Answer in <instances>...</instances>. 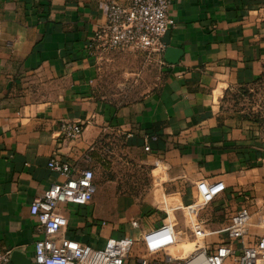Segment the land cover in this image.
I'll use <instances>...</instances> for the list:
<instances>
[{
  "label": "crops",
  "instance_id": "crops-1",
  "mask_svg": "<svg viewBox=\"0 0 264 264\" xmlns=\"http://www.w3.org/2000/svg\"><path fill=\"white\" fill-rule=\"evenodd\" d=\"M108 2L0 0V250L35 264L44 232L30 207L65 180L50 161L94 170L85 156L107 132L122 136L134 158L162 166L167 188L184 206L197 197L202 180L224 182L227 190L200 219L215 231L248 206L249 230L235 246L252 245L264 235V104L257 98L264 79V0H174L176 25L163 41L183 55L169 64L164 52L159 83L126 102L98 97L102 66L116 56L127 63L146 56L91 48ZM65 122L83 124L78 140L61 135ZM93 202L65 207L69 225L62 235L102 247L110 237H138L163 221L133 212L130 221L142 218L148 228L123 235L111 224L100 226L108 213Z\"/></svg>",
  "mask_w": 264,
  "mask_h": 264
},
{
  "label": "built area",
  "instance_id": "built-area-1",
  "mask_svg": "<svg viewBox=\"0 0 264 264\" xmlns=\"http://www.w3.org/2000/svg\"><path fill=\"white\" fill-rule=\"evenodd\" d=\"M174 0H109L105 24L98 28L91 40V48L102 53L122 52L143 54L148 60L163 62L166 34L175 27L176 22L170 12ZM257 98L264 104V80L257 85ZM256 119V116H253ZM61 135L69 140H78L84 131L82 123L65 122L61 125ZM150 140L156 141L157 137ZM145 150L152 148L147 142ZM91 161L90 154L85 156ZM49 167L65 178L53 183L45 194L36 198L30 213L43 229L44 237L35 244V264H264V235L255 243L238 250L236 243L248 233L251 211L245 206L235 211L222 228L210 231L200 219V213L211 205L227 187L224 182L202 180L198 184V194L187 206H178L184 212L186 227L195 241V249L186 256H176L171 249L179 242V222L168 217L162 224L138 237H110L102 247L82 243L62 235L68 227L65 207L86 206L94 199L98 187L95 171L53 158ZM264 223V219L262 220ZM106 222H100L106 227ZM133 229H139L138 220L131 222ZM212 236L219 240L210 241ZM141 247L142 250L138 248ZM137 255L132 258V254ZM12 252L0 250V264L10 261Z\"/></svg>",
  "mask_w": 264,
  "mask_h": 264
},
{
  "label": "rangeland",
  "instance_id": "rangeland-1",
  "mask_svg": "<svg viewBox=\"0 0 264 264\" xmlns=\"http://www.w3.org/2000/svg\"><path fill=\"white\" fill-rule=\"evenodd\" d=\"M116 57L105 61L102 66L97 86L99 98L121 102L141 98L142 94L154 88L161 80V69L157 60L140 58L136 63H127ZM125 144L122 136L107 132L94 143L93 150L90 149L98 187L92 203L97 199L108 213L98 222L117 227L120 234L130 231L133 235L148 228L145 220L140 218V228L131 230L129 223L133 212L139 215L144 213L149 221L155 223L166 219L170 214L172 219L176 218L179 222L180 231L179 242L176 248H172V252L178 250L186 255L190 254L195 249V241L186 227L184 212L177 210L178 206H184L182 201L167 188L169 178L166 172L162 166L149 165L143 158H134ZM144 152L151 153L145 148ZM191 245V251L188 252V246ZM137 251L132 254V258L138 254Z\"/></svg>",
  "mask_w": 264,
  "mask_h": 264
},
{
  "label": "water",
  "instance_id": "water-1",
  "mask_svg": "<svg viewBox=\"0 0 264 264\" xmlns=\"http://www.w3.org/2000/svg\"><path fill=\"white\" fill-rule=\"evenodd\" d=\"M183 55V51L181 49L168 47L165 50V60L169 64H177L179 63L181 57ZM12 264H31V262H27L23 260L22 254L19 252H14L11 256Z\"/></svg>",
  "mask_w": 264,
  "mask_h": 264
},
{
  "label": "trees",
  "instance_id": "trees-1",
  "mask_svg": "<svg viewBox=\"0 0 264 264\" xmlns=\"http://www.w3.org/2000/svg\"><path fill=\"white\" fill-rule=\"evenodd\" d=\"M264 80V79H263Z\"/></svg>",
  "mask_w": 264,
  "mask_h": 264
}]
</instances>
